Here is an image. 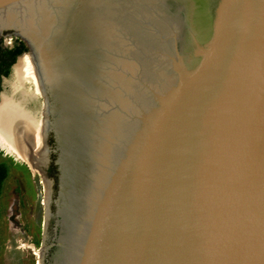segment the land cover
Segmentation results:
<instances>
[{"label":"water","instance_id":"obj_1","mask_svg":"<svg viewBox=\"0 0 264 264\" xmlns=\"http://www.w3.org/2000/svg\"><path fill=\"white\" fill-rule=\"evenodd\" d=\"M3 31L56 153L38 264H264V0H0Z\"/></svg>","mask_w":264,"mask_h":264},{"label":"rangeland","instance_id":"obj_2","mask_svg":"<svg viewBox=\"0 0 264 264\" xmlns=\"http://www.w3.org/2000/svg\"><path fill=\"white\" fill-rule=\"evenodd\" d=\"M40 94L36 95L38 118H42ZM0 164L7 170L0 195V264H37L43 241L45 181L2 151Z\"/></svg>","mask_w":264,"mask_h":264},{"label":"bare ground","instance_id":"obj_3","mask_svg":"<svg viewBox=\"0 0 264 264\" xmlns=\"http://www.w3.org/2000/svg\"><path fill=\"white\" fill-rule=\"evenodd\" d=\"M14 75V90L17 91L18 98L15 100L3 98L2 105L5 111L3 114L0 113V149L9 153L15 160L27 163L34 174H37L38 168L45 162L41 140L44 118H38L36 111L27 110L23 106L26 100L38 95L42 89L35 64L29 53L18 59ZM27 83L34 85V88H25ZM24 134L27 135L24 137ZM31 149L34 150L31 152ZM44 183L47 198L48 184ZM37 255L40 256V251H37Z\"/></svg>","mask_w":264,"mask_h":264},{"label":"flooded vegetation","instance_id":"obj_4","mask_svg":"<svg viewBox=\"0 0 264 264\" xmlns=\"http://www.w3.org/2000/svg\"><path fill=\"white\" fill-rule=\"evenodd\" d=\"M8 31L0 32V113L3 114L5 111L3 108V98L15 100L18 98V93L16 90H14V83H15V65L18 62V59L23 56L24 54L29 52V48L26 46L25 42L18 36L14 34H8ZM19 49H22L20 52H18ZM13 86V87H12ZM31 87V88H29ZM25 88L33 89L34 85L28 83L25 84ZM12 93V94H11ZM40 93V92H39ZM41 95V94H40ZM8 97V98H7ZM42 97V95H41ZM43 98V97H42ZM37 96L28 99L25 101L23 106L27 110H31L33 112L36 111V114H38V101ZM44 103V100H43ZM2 107V108H1ZM41 109H43V105L41 106ZM6 114V113H5ZM23 131V130H21ZM27 134H24L25 137ZM22 136V137H23ZM39 140V134L37 135ZM47 147L49 149L54 150L55 147V141L53 133H50L48 135V138L46 140ZM3 154H9L6 151L0 149ZM13 157V156H12ZM56 159V153L53 151L49 154V162L47 163L45 167L44 175L43 173H40V171H37V174H34V172L31 170L30 166L25 163L28 168L30 169V172L32 175L35 176H41L47 177V179L53 180V199L55 198L57 192V177H58V171L57 167L54 164V160ZM24 163V162H23ZM41 182H39L40 185ZM43 197V195H42ZM43 199V198H42ZM43 205V202L41 203ZM52 211L55 210V207L51 206ZM52 225H53V218H51V221L49 223V232L52 231Z\"/></svg>","mask_w":264,"mask_h":264},{"label":"trees","instance_id":"obj_5","mask_svg":"<svg viewBox=\"0 0 264 264\" xmlns=\"http://www.w3.org/2000/svg\"><path fill=\"white\" fill-rule=\"evenodd\" d=\"M22 49H19L18 52H20ZM7 170L4 164H0V195H1V189L3 185V181L6 178Z\"/></svg>","mask_w":264,"mask_h":264}]
</instances>
